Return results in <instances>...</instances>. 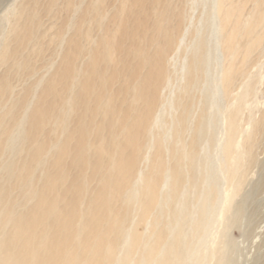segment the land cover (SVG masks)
<instances>
[{
  "label": "bare ground",
  "instance_id": "obj_1",
  "mask_svg": "<svg viewBox=\"0 0 264 264\" xmlns=\"http://www.w3.org/2000/svg\"><path fill=\"white\" fill-rule=\"evenodd\" d=\"M194 1L131 0L129 18L111 30L105 13L88 7L81 40H69L63 64L38 97L35 89L45 78L24 92L14 85L21 75L38 73L27 67L41 37L38 20L21 9L23 23L15 22L0 47L6 65L0 74V264H187L216 195L211 172L198 180L186 175L197 168L211 125L204 108L193 116L200 100L194 89L201 87L202 103L210 98L208 22L205 34L193 35L170 119L173 132L160 135L153 128L163 113L171 54L179 50ZM91 26L100 28L93 37ZM239 26L228 31L222 51L215 47L217 56H229L223 90L240 70L233 59L245 57L242 48L253 42L242 43ZM58 40L62 44L63 32ZM56 81L63 84L60 93ZM53 92L57 103H47ZM196 182V214L188 219L186 194Z\"/></svg>",
  "mask_w": 264,
  "mask_h": 264
},
{
  "label": "rangeland",
  "instance_id": "obj_2",
  "mask_svg": "<svg viewBox=\"0 0 264 264\" xmlns=\"http://www.w3.org/2000/svg\"><path fill=\"white\" fill-rule=\"evenodd\" d=\"M90 6H96L105 13L104 26L107 30L114 29L120 19L129 18L132 7L131 0H0V47L12 34L15 22L23 23L26 14L21 9L38 20V31L41 33L37 47L27 59V67L37 69L38 73L32 78L21 75L14 81L15 90L24 92L31 83L45 78L42 85L35 89V97H38L40 91L48 86L47 77L63 64L67 56L65 52L69 40H81L84 30L80 28V20ZM224 11L228 14L227 22L223 21ZM259 11L264 14V0H195L189 10L190 18L179 50L171 54L170 79L161 92L163 113L156 125L158 127L152 129L160 135L165 132L170 135L174 130L170 119L177 114L174 105L182 84L180 78L194 52L196 41L193 35L205 34L207 22L211 25L206 87L210 98L202 103L201 87H196L194 93L200 100L193 109V116L196 117L204 108L211 125L207 128L208 140L202 141L198 149L197 168L186 175L188 179L198 180L204 172H211L216 195L198 249L192 255L186 254L187 264H264V17L261 21L258 19L261 15ZM68 20L71 24L66 29L64 25ZM237 22L240 24L238 30L242 43L253 42L242 48L245 57L240 53L233 59L240 70L228 87L223 85V90L221 77L229 56L222 52L217 56L215 47L223 50L225 36ZM249 25H252V30L248 33ZM98 29L91 26V37ZM60 32L64 33L62 44L58 40ZM10 43L13 47L12 40ZM47 60L53 63L45 67ZM5 68V64H0V74ZM25 72L23 70L21 74ZM62 85V82L56 81V93H60ZM57 100L53 92L48 96L47 103H57ZM68 115L72 121L75 111H69ZM165 159L168 161L167 151ZM143 165L145 163L141 168H144ZM200 190L197 182L188 185L185 207L188 219H193L196 214L194 199ZM185 228V237L191 238L189 225ZM139 230L144 231V228Z\"/></svg>",
  "mask_w": 264,
  "mask_h": 264
}]
</instances>
